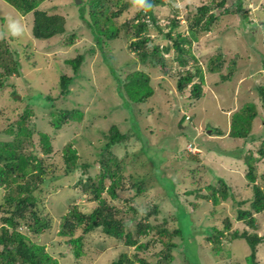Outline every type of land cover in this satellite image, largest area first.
I'll return each instance as SVG.
<instances>
[{"label": "rangeland", "instance_id": "obj_1", "mask_svg": "<svg viewBox=\"0 0 264 264\" xmlns=\"http://www.w3.org/2000/svg\"><path fill=\"white\" fill-rule=\"evenodd\" d=\"M81 1L77 4L76 0H43L39 9L49 15L62 16L66 31L51 39L39 40L32 33L33 13L23 16L6 0H0V43H4L0 48V63L4 64H0V141L14 139L13 135L7 134V128H16L20 116L30 108L32 114L27 125L36 130V135L40 132L50 135L54 147V153L46 159L52 166L49 175L56 180L43 194L46 208L43 215H50L53 226L48 234L38 239L39 242L47 246L60 264H112L122 254H127L131 260H135L137 254L152 264H167L164 259L167 254L173 257L170 264H249L247 257L251 250L244 239L230 242V238H224L223 248L217 252L214 245L206 240L205 233L215 227L223 230L225 219L230 218L233 222L231 232L248 231L264 236V213L254 215L257 229L237 220L238 209L250 208L254 197L253 186L248 185L250 165L247 159L256 169V184L264 190L261 179L264 159L259 153L264 141V100L258 90V87H264V0H162L163 3L153 6L154 17L161 28L150 27L152 41L144 46L147 51L145 57L142 50L131 47L129 35L133 20L147 8L140 7L137 0H125L128 7L113 21L120 33L114 40L104 38L101 48L98 35L89 26L90 0ZM222 2H225L223 7L220 6ZM202 6H208L218 19L209 30L201 29L200 25L198 41L183 46L195 57L185 56L190 65L184 69L180 67L179 51L174 43L179 37H190V26L195 23L198 9ZM226 9L233 14H225ZM208 17L209 14L204 21ZM173 23L177 27L171 30ZM155 47H160V54L153 55ZM80 56L84 62L78 76H75L68 61ZM219 56L222 61L216 63H222L221 69L212 73L209 63ZM160 59L169 72H165L162 65H153ZM16 63H20L21 68L7 74L5 68L16 66ZM197 68L204 76L200 99L191 96L192 86L199 82L198 78L184 92L178 89L180 73L194 72ZM231 71L233 74L229 75ZM136 73L145 74V81L154 91L152 97L142 103L132 102L127 95L126 85ZM63 75L75 76L66 96L62 95L60 87ZM49 97L52 101L48 100ZM28 98L34 100L29 102ZM251 103L255 104L258 116L250 135L241 139L230 138L232 115ZM56 110H81L84 114L78 121H70L57 130L50 115ZM210 125L220 128L225 135L209 137L212 134L208 130ZM115 126L123 133L139 126L141 136L133 135L114 146L113 156L126 161L128 169L123 174L122 188L117 189L118 199L112 200L105 192L103 198L122 210L120 217L126 219L131 230L137 227L136 219H131L134 217L131 207L141 210L145 206H159V213L152 215L149 222L166 225L174 231L178 228L174 219L176 206L168 197L167 190L176 188L178 200L194 213V225L183 214L181 226L185 230L184 237L175 240L178 247L172 250L164 245L168 238L160 237L162 241L159 242L156 239L159 237H154L155 232L143 239L144 243L152 242V245L139 251L98 229L85 236L83 255L78 259L59 231L68 211L78 208L82 213H90L97 208V202L91 201L77 185L79 179L87 178L85 174L83 177L81 169L72 175L65 174L62 153L70 145L76 148L80 163L94 165L89 169L94 175L100 166L98 152L110 143L105 135ZM36 135L33 143L24 142L25 150L36 153V149L44 156L40 138ZM201 139L216 141L213 147H219L220 152L206 153L208 150L204 147L210 145H201ZM200 146H203L202 150L197 148ZM243 149L242 158L232 157L233 153ZM229 153L231 156L227 155ZM148 155H157L165 161L152 165ZM175 159L183 162L173 163ZM165 177L171 179L164 180ZM221 178L229 186L228 195L235 194L237 201L234 203L232 199L225 201L222 198L221 205L215 208L213 200L209 199V206L202 205L205 199L201 196L212 195V191L207 189L209 184L217 183ZM143 181L140 185L143 189L138 196L134 184ZM109 182L107 179L108 185ZM198 187L201 188L200 194L188 193ZM8 193L6 188L0 190V205ZM239 202L245 204L240 206ZM2 216L0 212V227ZM144 216L141 213V218ZM19 230L27 233L24 227ZM81 234L82 231L78 230L76 236ZM189 238L196 254H188L185 249V245L190 244L187 242ZM256 264H264V243L258 246Z\"/></svg>", "mask_w": 264, "mask_h": 264}, {"label": "trees", "instance_id": "obj_2", "mask_svg": "<svg viewBox=\"0 0 264 264\" xmlns=\"http://www.w3.org/2000/svg\"><path fill=\"white\" fill-rule=\"evenodd\" d=\"M6 1L15 7L23 16L33 13L34 23L32 33L36 39L48 40L65 33V19L62 16L49 15L46 11L39 9L43 0ZM147 3L151 7L147 8V10H142L137 14V17L130 25L131 34L129 35L131 47L136 50H142L141 53L144 57L147 56V51L144 50V46H147L152 41L149 33L150 27L153 26L161 28L158 26V21L154 17L153 6L163 3V1L148 0ZM224 3L225 2H222L220 6L223 7ZM88 4L90 9L89 26L92 30H94V33L98 35L101 47L105 43L103 41L104 38L108 41L114 40L118 37L120 29L113 21L115 18L122 15L123 9L127 8L128 5L125 0H90ZM83 6L85 7V5ZM198 10L199 12L196 17V21L190 26V37H179V39L174 43L179 51L178 59L180 61V67L184 69L188 67L187 65H190V60L185 58V56L189 54L192 59H195V57L192 55L191 50H186L183 46L185 44L198 41V31L200 25L201 29L209 30L210 26L218 19V17L210 11L211 9L208 6H202ZM207 14H209V17L206 21H204ZM225 14H233V12L230 9H226ZM103 25L106 27L102 28ZM176 27L177 24L173 23L171 30H174ZM170 35L171 34L168 36L170 37ZM3 44L4 43H0V48ZM157 54H160V47L154 48L153 55ZM219 60L222 61L221 56L210 61V72L215 73L221 69L220 64L222 63H216ZM83 62V56L68 61L74 70L75 76H78L79 69ZM0 64L4 65L3 63ZM153 65L155 67L162 65L161 67L165 69V72H169V69L164 65L161 59L158 62H153ZM16 66L12 65L5 68V72L10 75L21 68L20 63H16ZM232 71L229 75L233 74ZM180 74L181 75L178 80L179 91L184 92L188 85L194 83V79L198 78L199 82H195L192 86L191 96L196 99L202 98L204 76L201 69L197 68L194 72L190 70L182 71ZM1 76L2 74H0V77ZM74 77L65 75L61 77L60 87L63 96L69 94V86L71 85ZM146 78L147 76L143 73H136L131 76L129 84L126 85V90L127 95L130 97L132 102L142 103L154 94L153 89L148 85V81H145ZM258 90L264 100V87H258ZM31 98H28L29 102L34 100ZM48 100L52 101L50 97ZM31 114V109L27 108V110L16 122L17 127L7 128V134L14 136L12 141H0V190L2 188L9 190V193L5 196L3 205H0V212L3 213V216L1 217L2 226L0 227V264H60V262L48 251L47 246L38 240L40 237L48 234L52 230L53 219L50 218L49 214L48 216L43 215L46 210L43 203V194L45 193V190H47L49 184L53 180H56V178L49 175V170L52 166L47 163L46 159V156L54 153L51 137L50 135L42 132L36 135V130L27 125ZM83 114L84 113L81 110H56V112H51L50 115L53 117V127L60 130L64 124L73 120L78 121L81 119ZM257 116L258 112L255 104L253 103L248 104V106L241 110V112L239 111L234 113L232 115L233 125L231 131L229 132V137L232 139L248 137ZM208 130H211L212 132V134H209V137H221L225 135L220 128L215 126L210 125ZM35 135L40 138L39 144L44 156H41V153L39 154L36 149V153H28L25 150L24 142L33 143ZM133 135H138L139 137L141 136L139 126L137 128H130V130L125 133L121 132L120 129L115 126L110 130L108 135H105L107 139L110 140V143H107L102 150L98 152L97 161L100 166L94 175L90 174L89 171V169L94 168V165L89 162L80 163L79 154L77 150H75L76 148H73V146L70 145L63 150L62 157L65 161V174L72 175L77 169H81L82 175H87V178L79 179L77 181V185L82 187L83 192L89 195L91 201L97 202V208L90 213H82L78 210V208H74L72 211H69V214L67 213L68 215H65L61 225L59 234L65 241L70 243L73 248V253L78 259L83 255L85 236L98 229H102L106 235L113 237L118 241H125V245L135 247L139 251H144L152 245V242L144 243L143 239L155 232L154 237L158 236L159 238L156 239L159 242L162 241L160 237L166 236L168 238V242L162 243H164L167 249L172 250L178 247V243L175 242V240H178V238L182 239L184 237L183 235L185 230L182 227L184 220L182 219L185 215L183 214L188 216V220L190 219L191 223L193 221L194 213L189 212L187 206L178 200L176 188L174 190L173 188H168L167 190L168 197L176 206V217H174V219L178 222V228L174 231H170L166 225H154L149 222L152 215L159 213V206H145L144 209L141 210L136 206L131 207V211L134 212V217L131 219H136L135 221L137 223L136 229L131 230L128 228L126 219L124 217H120L122 210L110 204L106 198H103V193L107 191L112 200L118 199L117 189L123 184V174L124 171L128 169V164L126 161H120L117 157L113 156V148L118 143L128 140ZM201 142V145L203 143L210 145L204 147L208 150H205L206 153L220 152L219 147H213V145L216 144V141H202L201 139ZM188 143L192 146L195 145L191 142ZM197 148L202 150L203 146ZM259 153L262 159H264V141L262 143V147L259 149ZM227 155L231 156V153ZM243 155L244 149L238 151L237 153H233L232 157L242 158ZM148 159L152 165L153 163L157 164L159 161H165L164 159L160 160L157 155H148ZM175 161L178 163L183 162V160L182 162H179L178 159H175L173 163H175ZM247 162L250 165V171L247 175L250 182L248 185L253 186L252 190L254 191V197L250 202V208L242 210L240 207L238 209L237 220L239 222H245L251 229H257L254 215L264 213V190L259 184H256V169L253 167L250 159H247ZM107 179L110 181L109 185L106 183ZM163 179L170 180L171 178L165 177ZM261 179L264 181V172ZM159 180L162 179L160 178ZM143 183L144 181L142 183L137 182L134 184V187L137 188L138 196L143 189L140 186ZM106 186L109 187L107 188ZM195 186L199 185L195 184ZM207 189L212 191V195L201 196L205 199V203L202 205L209 206V199L213 200L215 208L221 205L222 198L225 201L232 199L234 203L237 201L235 194L231 196L228 195L229 186L227 185L225 179L221 178L217 183L209 184ZM200 190L201 188L198 187L193 191L190 189L188 193L191 195L193 193L198 195L200 194ZM244 204L245 202L238 203L240 206H243ZM217 211L219 212L221 210L217 209ZM141 213L145 215L144 218H141ZM224 224L225 227L223 230L217 227L207 229L205 233L206 240L214 245V249L217 252H220L223 248L222 241L224 238H230V242L238 239H244L251 250L250 256L247 257V262L249 264H256L257 249L260 244L264 243V236L260 237L258 234H251L248 231L240 233L239 230H235L231 232L233 222L230 218H226ZM21 227L26 228L27 233L21 232L19 230ZM78 230H81L82 234L76 236ZM226 231L228 232L227 234H225ZM189 241L190 244H186L185 249L188 254H194L195 252L193 253V249L196 248L193 247L191 238H189V240L187 239V242ZM193 257L195 259V256ZM135 258V260H131L127 254H122L119 257V260L113 262L112 264H137L136 261H139L138 264H152L146 259L139 258L137 254L135 255ZM164 259L168 261L167 264H170L173 261V257L170 254H167ZM164 259L162 258V261Z\"/></svg>", "mask_w": 264, "mask_h": 264}, {"label": "clouds", "instance_id": "obj_3", "mask_svg": "<svg viewBox=\"0 0 264 264\" xmlns=\"http://www.w3.org/2000/svg\"><path fill=\"white\" fill-rule=\"evenodd\" d=\"M137 4L140 6V7H142V8H149V7H151L148 3H147V0H137ZM13 28L15 29V25H13ZM107 188L109 187V186H106ZM105 193H107V191L105 192ZM86 194V193H85ZM88 195V194H87ZM69 212V211H68Z\"/></svg>", "mask_w": 264, "mask_h": 264}, {"label": "water", "instance_id": "obj_4", "mask_svg": "<svg viewBox=\"0 0 264 264\" xmlns=\"http://www.w3.org/2000/svg\"><path fill=\"white\" fill-rule=\"evenodd\" d=\"M81 2H82L81 0H76V3H77V4H81ZM210 132H211V131H210Z\"/></svg>", "mask_w": 264, "mask_h": 264}, {"label": "bare ground", "instance_id": "obj_5", "mask_svg": "<svg viewBox=\"0 0 264 264\" xmlns=\"http://www.w3.org/2000/svg\"><path fill=\"white\" fill-rule=\"evenodd\" d=\"M179 17V16H178Z\"/></svg>", "mask_w": 264, "mask_h": 264}]
</instances>
